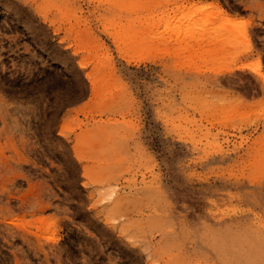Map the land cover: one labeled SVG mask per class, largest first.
<instances>
[{"label":"rangeland","instance_id":"374dc122","mask_svg":"<svg viewBox=\"0 0 264 264\" xmlns=\"http://www.w3.org/2000/svg\"><path fill=\"white\" fill-rule=\"evenodd\" d=\"M0 264H264V0H0Z\"/></svg>","mask_w":264,"mask_h":264},{"label":"bare ground","instance_id":"6f19581e","mask_svg":"<svg viewBox=\"0 0 264 264\" xmlns=\"http://www.w3.org/2000/svg\"><path fill=\"white\" fill-rule=\"evenodd\" d=\"M214 18H218L222 22V26H225L227 24H231L235 22V19L231 18L227 14H225L223 11H220L219 9L216 10ZM93 92H95V89L93 88Z\"/></svg>","mask_w":264,"mask_h":264}]
</instances>
